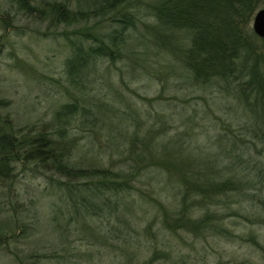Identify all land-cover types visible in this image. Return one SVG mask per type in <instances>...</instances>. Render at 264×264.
Returning a JSON list of instances; mask_svg holds the SVG:
<instances>
[{
	"label": "rangeland",
	"instance_id": "rangeland-1",
	"mask_svg": "<svg viewBox=\"0 0 264 264\" xmlns=\"http://www.w3.org/2000/svg\"><path fill=\"white\" fill-rule=\"evenodd\" d=\"M161 1L99 13L92 0H0V134L40 130L72 166L142 167L116 193L109 177L24 159L23 144L0 155V264H264V122L233 94L244 58L264 67L250 35L264 2L240 29V68L204 83L185 55L194 30L161 26ZM183 171L208 184L202 204L189 185L186 220Z\"/></svg>",
	"mask_w": 264,
	"mask_h": 264
},
{
	"label": "trees",
	"instance_id": "trees-1",
	"mask_svg": "<svg viewBox=\"0 0 264 264\" xmlns=\"http://www.w3.org/2000/svg\"><path fill=\"white\" fill-rule=\"evenodd\" d=\"M122 1L92 0L96 4L94 10H99V13H105L110 7L116 6ZM253 1L255 2V0H162L160 7H153V12L163 27H173L177 23L182 28L194 30L191 49L185 55L191 60L189 66L193 64L196 77H199L200 74L203 75L204 83L211 79L226 82L229 77H233L234 71L240 68L234 59L238 58L240 51L245 49V40L240 29L245 34L248 32L250 17L257 7L254 3L252 4ZM262 1L264 2V0ZM250 35L251 37L255 36L253 31ZM202 55L207 56L202 61H198ZM249 59L248 56L244 58L240 72L243 69L248 70L250 67L253 69L249 70L247 80L237 82L233 94L243 100L251 114L255 113V116L264 122V67L259 66L258 60L255 64L252 60L249 65ZM254 102L261 104L260 113L254 111ZM34 133L39 135L36 136ZM22 144L25 147L24 159L34 161L44 168L49 166L50 169H54L65 178L84 180L94 177H109L110 185H106V188L116 193L122 192L123 188L128 187L125 184L135 182L142 174V167L138 161L131 163L132 165L128 169L120 171L105 167L72 166L67 160L66 153H63V149L61 150L57 144L50 143L49 136L40 130L38 132L30 131V134L28 133L18 140L17 138L13 139L10 135L0 134L1 157L8 156L9 158L11 154L15 157L16 154L20 155L16 145L20 147ZM185 173L183 171L180 175L181 184L185 189L184 191L183 188L180 190L181 206L175 217L186 220L189 217L184 216V211H187L188 194L192 192L189 185L196 189L194 196L197 197L199 204H202L204 194L208 191V184L206 181H191Z\"/></svg>",
	"mask_w": 264,
	"mask_h": 264
},
{
	"label": "water",
	"instance_id": "water-1",
	"mask_svg": "<svg viewBox=\"0 0 264 264\" xmlns=\"http://www.w3.org/2000/svg\"><path fill=\"white\" fill-rule=\"evenodd\" d=\"M252 30L260 38H264V7L259 8L253 15Z\"/></svg>",
	"mask_w": 264,
	"mask_h": 264
}]
</instances>
